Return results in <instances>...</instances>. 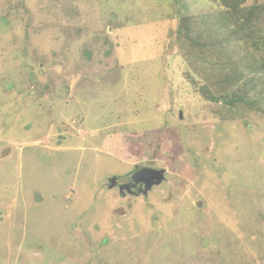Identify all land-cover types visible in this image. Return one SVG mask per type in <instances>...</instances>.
Returning <instances> with one entry per match:
<instances>
[{
    "label": "rangeland",
    "instance_id": "374dc122",
    "mask_svg": "<svg viewBox=\"0 0 264 264\" xmlns=\"http://www.w3.org/2000/svg\"><path fill=\"white\" fill-rule=\"evenodd\" d=\"M262 88L264 5L0 0V264H264Z\"/></svg>",
    "mask_w": 264,
    "mask_h": 264
},
{
    "label": "trees",
    "instance_id": "16d2710c",
    "mask_svg": "<svg viewBox=\"0 0 264 264\" xmlns=\"http://www.w3.org/2000/svg\"><path fill=\"white\" fill-rule=\"evenodd\" d=\"M219 1L220 4L227 10L232 11L238 16L251 21L256 15L257 11L261 6L264 5V0H260L257 3L249 5V0H215ZM262 1V2H261ZM193 32H206L208 37V42L211 46H221L227 45L232 55H235L234 51L229 47L233 42V37L221 34L213 30L212 25L206 18L199 17L192 23ZM264 100V88L256 95V101L261 102Z\"/></svg>",
    "mask_w": 264,
    "mask_h": 264
},
{
    "label": "water",
    "instance_id": "95a60500",
    "mask_svg": "<svg viewBox=\"0 0 264 264\" xmlns=\"http://www.w3.org/2000/svg\"><path fill=\"white\" fill-rule=\"evenodd\" d=\"M165 173V169L144 165L138 168L137 172L133 174V177L136 183H141L148 189L154 183L161 182ZM115 184L119 185L121 183L117 179L115 180Z\"/></svg>",
    "mask_w": 264,
    "mask_h": 264
},
{
    "label": "flooded vegetation",
    "instance_id": "af4514ba",
    "mask_svg": "<svg viewBox=\"0 0 264 264\" xmlns=\"http://www.w3.org/2000/svg\"><path fill=\"white\" fill-rule=\"evenodd\" d=\"M134 179V178H133ZM134 182H135V180H134ZM136 183V182H135ZM136 184H138V185H141L142 187H145L143 184H141V183H136ZM155 184V183H154ZM146 188V187H145Z\"/></svg>",
    "mask_w": 264,
    "mask_h": 264
}]
</instances>
